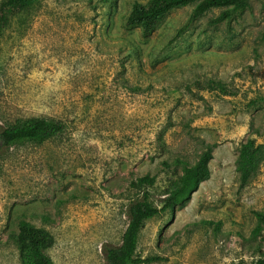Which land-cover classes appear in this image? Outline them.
Listing matches in <instances>:
<instances>
[{"label": "rangeland", "instance_id": "374dc122", "mask_svg": "<svg viewBox=\"0 0 264 264\" xmlns=\"http://www.w3.org/2000/svg\"><path fill=\"white\" fill-rule=\"evenodd\" d=\"M136 1L146 0H37L0 29V122L64 125L0 153V264H20L21 219L50 232L54 264H106L102 245L120 244L136 178L155 176L147 189L160 205L207 143L209 177L144 221L135 255L159 258L147 264L264 257V226L253 232L264 161L241 190L235 168L243 141L264 143V0L219 23L221 8L198 17L193 5L175 8L147 37L125 25ZM207 79L225 90L191 86Z\"/></svg>", "mask_w": 264, "mask_h": 264}, {"label": "trees", "instance_id": "16d2710c", "mask_svg": "<svg viewBox=\"0 0 264 264\" xmlns=\"http://www.w3.org/2000/svg\"><path fill=\"white\" fill-rule=\"evenodd\" d=\"M37 0H6L0 6V29L5 28L11 18L29 12ZM193 5L192 14L198 17L212 8H221L220 13L212 20L219 23L228 19L233 12L243 10L248 0H146L133 3L126 16L127 27L138 28L143 37L153 33L159 22L172 9ZM191 86L199 89L225 90L221 80H195ZM64 125L57 120L43 117H32L18 120L14 123L0 122V153L14 144L25 141H43L57 135ZM161 148V143H158ZM213 145L205 144V149L197 160L182 167L176 174V180L165 189V197L160 205L149 200L148 186H152L155 176L145 173L136 178L133 185L137 186L140 196L129 201L126 207L127 224L118 245L104 243L102 252L106 264H147L159 259L155 256L138 257L135 255L138 232L146 219L167 210H173L177 205L187 201L196 191L200 183L209 177V161L212 158ZM264 161V143H258L249 137L242 142L235 160L238 173V189L244 188ZM181 162V161H180ZM168 165L167 162H164ZM257 224L253 232L257 234L264 226V212H254ZM13 239L19 254L20 264H54L46 249L50 246L52 237L49 231L36 227L25 219L19 221L18 230L13 232ZM236 264H243L241 262ZM253 264H264V257L258 258Z\"/></svg>", "mask_w": 264, "mask_h": 264}]
</instances>
